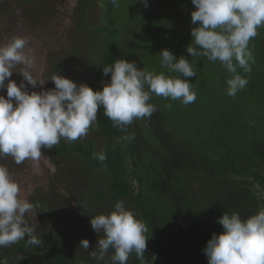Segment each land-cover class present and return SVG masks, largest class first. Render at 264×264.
I'll list each match as a JSON object with an SVG mask.
<instances>
[{
  "label": "trees",
  "instance_id": "trees-1",
  "mask_svg": "<svg viewBox=\"0 0 264 264\" xmlns=\"http://www.w3.org/2000/svg\"><path fill=\"white\" fill-rule=\"evenodd\" d=\"M13 1L20 5L36 2ZM101 1L105 24L94 25L89 20L96 0H79L78 14L74 17L79 36L88 26L93 32L90 50L93 62L85 66L79 76L80 83L97 89L111 77L110 73L104 76L103 67L112 65L116 59L135 61L138 67L148 71L167 73L160 64V52L167 48L177 58L184 55L197 61L196 77L189 78L197 94L196 101L184 105L180 100L153 94L150 103L157 111L150 118L134 120L123 130L113 125L101 107L93 131L101 139L98 147L89 136L86 141L79 139L72 144L61 139L52 149H43L51 155L69 153L83 162L81 180L90 196L85 198L87 206L78 217L85 216L89 222L83 225L74 220L71 200L64 196L49 203L51 208L47 214L52 226L39 238L51 245L48 251L45 247L27 252L24 240L1 249L6 257L9 253H23L18 264H37L33 259L40 255L43 264H69L63 257L65 250L56 248H62L67 240L76 237L87 238L95 247L103 233L93 230L91 217L103 214L105 207L110 213L115 203L122 200L148 228L144 258H138L133 251L127 264H142L153 252L166 264H208L203 249L213 232L223 231L217 219L224 211L238 212L246 219L264 208V27L249 42L255 58L251 72L237 69L248 84L233 97L227 95L225 83L230 74L219 61L191 57L186 51L192 40L191 29L198 26L191 23L195 8L191 0H149L147 7L142 0L140 3L130 0L126 13V1L119 0V6L113 5L112 0ZM137 11L142 12L139 19L135 17L138 34L128 27L121 34L119 27ZM130 36L133 42H129ZM52 68L58 70L54 74L71 79L78 71L65 67L63 61L52 63ZM146 143L155 146L152 151ZM101 151L107 156L104 162L93 155ZM78 204L83 207L80 201ZM55 206L60 207L62 217L53 210ZM158 210L166 213L161 223L153 220ZM183 221L187 224L181 226ZM164 231L172 234L167 237ZM189 231L195 238L192 245L199 243L198 237L205 240H201L200 253L190 256L173 253L174 244L178 245L177 249H190L188 242L183 241ZM85 255L77 256L79 261L75 264H111L113 250L109 249L103 261Z\"/></svg>",
  "mask_w": 264,
  "mask_h": 264
},
{
  "label": "clouds",
  "instance_id": "clouds-1",
  "mask_svg": "<svg viewBox=\"0 0 264 264\" xmlns=\"http://www.w3.org/2000/svg\"><path fill=\"white\" fill-rule=\"evenodd\" d=\"M191 2L195 6L191 23L198 26L191 29L192 40L186 51L191 57L219 61L230 74L225 81L227 95L234 97L248 84L237 69L250 73L255 63L249 42L264 27V0ZM112 3L119 6V0ZM142 3L147 7L149 0ZM28 44L27 37L13 36L0 45V92L7 90L6 96L0 94V158L10 156L18 165L26 160L38 161L42 149H52L61 139L74 142L86 137L97 122L101 107L113 125L123 130L134 120L150 118L157 111L150 103L153 94L180 100L184 105L194 103L197 98L189 79L196 77L197 61L184 55L177 58L167 48L160 52V64L167 73L148 71L135 61L116 59L112 65L103 67L104 76L110 73L111 77L102 89L78 84L60 73L51 76L49 80L54 87L47 89L43 87L45 81L32 72L35 58ZM18 66L21 67L17 71ZM14 71L23 77L19 84L11 79ZM38 84L40 91H29V85L35 88ZM93 155L100 162L107 159L103 151ZM33 209L34 205L21 197L19 184L9 168L0 165V247L21 240L33 246L43 243L26 219ZM90 223L95 232L103 233L90 253L94 259L103 261L109 249L113 250L111 264H127L133 251L138 258H144L147 225L124 201H117L108 214L92 216ZM217 223L223 231L213 232L203 249L208 264H264V208L246 219L238 212L224 211ZM89 243L84 238L79 247L88 250ZM146 260L150 264L162 261L155 252L142 264ZM0 264L7 261L0 258Z\"/></svg>",
  "mask_w": 264,
  "mask_h": 264
},
{
  "label": "rangeland",
  "instance_id": "rangeland-1",
  "mask_svg": "<svg viewBox=\"0 0 264 264\" xmlns=\"http://www.w3.org/2000/svg\"><path fill=\"white\" fill-rule=\"evenodd\" d=\"M125 2L124 12H129L130 0H123ZM139 2V0H137ZM140 3V2H139ZM79 6V0H36L35 3L30 5H20L13 0H0V45L7 43V41L13 36H24L29 40L27 48L32 50V55L35 58V63L32 69L34 76L42 81H45L44 88L51 89L54 87V83L49 80L54 74L52 63L63 61L65 67L70 69H78L76 75L73 76V80L78 84L81 82L82 71L85 70V66L90 62H93V56L90 54L92 50V30L90 27H86L82 36L78 35L76 30V20L74 19ZM144 6V5H143ZM93 13L90 15L89 20H92L94 25L105 24L106 19L104 17V4L101 0H96L93 4ZM141 11H137L135 15L127 16V22L122 27H119L121 34H124V28L128 27L131 31L137 32L138 26L135 22V17L141 16ZM123 32V33H122ZM95 37H101L96 35ZM132 36L129 38V42H133ZM21 66L17 67V71ZM11 79L15 80L17 84L21 82L23 77L19 72L14 71ZM110 80H106L107 83ZM103 83V84H104ZM101 84L97 89H102ZM36 90L40 91L41 86L38 84L35 88L29 85V91ZM6 89L0 93L6 96ZM97 122L91 127L88 135L81 138L86 141L90 136L98 147L101 139L96 136L93 132L96 130ZM65 141V140H64ZM66 142V141H65ZM72 144V142H67ZM86 143V142H85ZM146 146L152 151L155 147L149 143ZM100 147V146H99ZM0 165L7 166L12 173L14 179L18 182L20 187V195L22 198L27 199L34 205V209L31 213L26 214V219L29 225L34 227V235L37 238H41L42 233L49 230L52 226V222L49 219L50 210L49 203L54 200L66 198L71 200L72 215L75 216L76 221L82 222L83 225L87 224L89 220L85 218H79L82 208H86L87 202L86 197L90 194L87 192L85 183L82 182V166L84 165L81 160L74 156H69V153L61 155H51L46 153L42 149V155L38 161L26 160L22 164H16L14 160L9 156L6 158H0ZM89 194V195H88ZM82 199H84L82 201ZM179 200H182V196H179ZM78 201L81 202L83 207H80ZM81 205V206H82ZM61 216L60 207H54ZM103 214H108L106 207L103 208ZM164 210H158L153 214V220L158 223L163 222L165 217ZM62 217V216H61ZM78 218L80 220H78ZM187 222L183 221L181 226L186 225ZM177 226L178 223L176 222ZM164 235L169 237L170 233L164 231ZM192 232H188L189 235L183 237L184 242H188L189 248L183 247L184 249H177L178 245L174 244L173 253H179L182 256L198 255L202 249L203 244L198 237L199 243L192 245L194 237L191 236ZM195 236V235H194ZM204 238V235H203ZM27 239V234L25 236ZM42 240V239H41ZM81 238H71L65 242L62 248H56L63 252V257L69 262V264H75L79 260L77 256L81 254H87L85 257L94 259L89 254L95 249L90 245L88 250L79 247ZM43 241V240H42ZM27 244V243H25ZM50 244H45L44 241L40 246H33L27 244V252L41 250ZM59 247V246H58ZM46 251V252H47ZM38 253L44 254L45 252L39 251ZM62 254V253H61ZM4 251L0 247V256L5 260L9 259V263L18 262L23 258L24 254L17 252L16 255L10 254L6 257ZM73 256V257H72ZM11 257V259L9 258ZM155 259H158L155 257ZM146 264H150L151 261L146 260ZM98 262H92L91 264H97ZM154 263V262H153ZM152 263V264H153ZM144 264V263H143ZM158 264H166L163 260L159 261Z\"/></svg>",
  "mask_w": 264,
  "mask_h": 264
},
{
  "label": "flooded vegetation",
  "instance_id": "flooded-vegetation-1",
  "mask_svg": "<svg viewBox=\"0 0 264 264\" xmlns=\"http://www.w3.org/2000/svg\"><path fill=\"white\" fill-rule=\"evenodd\" d=\"M42 257L43 256H36V257H34L35 259H33L34 260V262L35 263H37V264H43V260H42ZM0 258H1V256H0Z\"/></svg>",
  "mask_w": 264,
  "mask_h": 264
}]
</instances>
